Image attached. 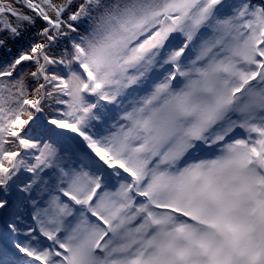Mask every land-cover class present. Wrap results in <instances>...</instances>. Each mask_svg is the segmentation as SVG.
Returning a JSON list of instances; mask_svg holds the SVG:
<instances>
[{
	"label": "snow or ice",
	"instance_id": "snow-or-ice-1",
	"mask_svg": "<svg viewBox=\"0 0 264 264\" xmlns=\"http://www.w3.org/2000/svg\"><path fill=\"white\" fill-rule=\"evenodd\" d=\"M0 264H264V0H0Z\"/></svg>",
	"mask_w": 264,
	"mask_h": 264
}]
</instances>
